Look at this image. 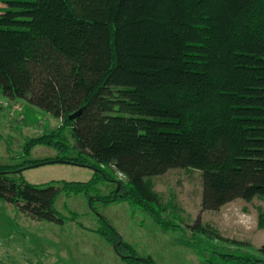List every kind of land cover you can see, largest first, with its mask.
Segmentation results:
<instances>
[{
	"label": "trees",
	"instance_id": "trees-1",
	"mask_svg": "<svg viewBox=\"0 0 264 264\" xmlns=\"http://www.w3.org/2000/svg\"><path fill=\"white\" fill-rule=\"evenodd\" d=\"M0 3L18 4L0 15V94L60 121L27 140L23 163L0 165L1 200L59 225L78 218L57 211L60 195H83L92 212L94 202H126L176 232L146 178L199 171L201 211L264 198V0ZM36 146L57 156L26 160ZM47 162L87 166L93 174L88 182L42 186L11 177ZM103 182L117 189L93 196ZM98 221L93 232L127 264H156ZM194 225L203 232L199 218ZM256 253L220 257L224 264H264V243Z\"/></svg>",
	"mask_w": 264,
	"mask_h": 264
},
{
	"label": "rangeland",
	"instance_id": "rangeland-1",
	"mask_svg": "<svg viewBox=\"0 0 264 264\" xmlns=\"http://www.w3.org/2000/svg\"><path fill=\"white\" fill-rule=\"evenodd\" d=\"M16 5L0 3V15ZM59 126V120L26 100H11L0 94V165L23 163L19 156L27 140ZM65 136L68 138L67 132ZM56 156L54 149L36 146L26 160ZM22 169L11 175L12 179L39 186L88 182L93 174L87 166L67 163ZM145 181L160 199L163 220L174 225L176 232L159 228L144 212L126 202H94L92 212L83 195H60L55 204L57 211L65 217L76 213L78 218L59 225L32 220L0 199V264H127L105 238L93 232L99 228L98 217L104 218L139 257H148L156 264H224L221 254L258 255L256 250L264 243V198L238 199L217 211H201L199 171L171 169ZM116 189L115 184L103 182L92 195L109 196ZM197 218L203 232L194 228Z\"/></svg>",
	"mask_w": 264,
	"mask_h": 264
},
{
	"label": "water",
	"instance_id": "water-1",
	"mask_svg": "<svg viewBox=\"0 0 264 264\" xmlns=\"http://www.w3.org/2000/svg\"><path fill=\"white\" fill-rule=\"evenodd\" d=\"M80 112H81V110H79V111H77L76 113L70 115V116L68 117V120H70V121L74 120V119L80 114ZM47 163H50V162H47ZM40 165H42V163H39V164H36V165H32V166H30V167H35V166H40ZM117 186H118V185H117ZM112 248H113V250H115V246H112Z\"/></svg>",
	"mask_w": 264,
	"mask_h": 264
}]
</instances>
